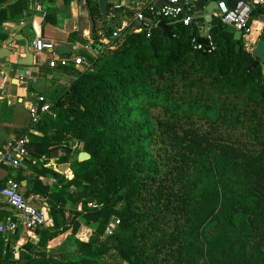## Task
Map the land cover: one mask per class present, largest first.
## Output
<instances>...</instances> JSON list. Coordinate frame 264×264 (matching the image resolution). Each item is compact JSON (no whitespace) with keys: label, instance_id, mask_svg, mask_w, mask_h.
I'll return each instance as SVG.
<instances>
[{"label":"trees","instance_id":"trees-1","mask_svg":"<svg viewBox=\"0 0 264 264\" xmlns=\"http://www.w3.org/2000/svg\"><path fill=\"white\" fill-rule=\"evenodd\" d=\"M86 1L98 55L82 51L88 68L56 70L70 84L53 90L45 99L51 114L17 137L41 160L40 173L62 181L44 186L23 167L7 169L5 180L20 188L32 181L30 192L49 190L54 202L49 214L42 209L36 241L23 244L18 259L0 250V264H196L197 236L216 250L227 243L228 264H264V74L260 65L247 73L254 47L213 17L207 54L196 48L201 27L167 19L171 37L158 26L149 37L127 28L107 51L100 39L115 28L101 21L96 0ZM251 17L264 22V8ZM53 20L46 11L41 38L70 42ZM80 152L90 159L78 162ZM50 159L69 167L57 174L43 166ZM111 221L118 225L105 234ZM83 225L92 233L87 243L75 238ZM67 227L63 249L46 250ZM214 252L221 254L213 249L204 264H220Z\"/></svg>","mask_w":264,"mask_h":264},{"label":"crops","instance_id":"crops-1","mask_svg":"<svg viewBox=\"0 0 264 264\" xmlns=\"http://www.w3.org/2000/svg\"><path fill=\"white\" fill-rule=\"evenodd\" d=\"M160 2L161 0H108L106 20L104 21L101 18V21L108 27L126 28L136 12L141 11L149 4L156 6ZM115 5H121V8L116 10L114 9ZM48 10L53 12L54 20L52 24L54 27L67 34L71 40L68 43L44 40L45 43L53 45L54 42L61 43L70 52L69 55L65 56L80 55L84 51V47L89 45L91 27L93 26L86 0H0V50L5 48L4 44L10 37L22 36L29 43L40 39L41 27ZM218 14L219 11L214 12L212 18L218 17ZM251 22L255 30H258L264 24L260 19L252 18ZM207 26L208 24L204 25L201 37H206ZM24 44L25 42L21 41L13 42L11 46L16 48L18 52L10 59V62L0 59V146L7 140L17 138L30 127L31 121L26 107L30 104H37V96H42L47 100V93H51L52 90L45 88V85L49 83L51 74L58 73V71L51 70L46 65V60L51 57L53 51L50 48L43 49L42 58L38 62H34L33 65L15 64L17 58H23L24 56ZM21 70L26 72L24 76L18 75ZM25 161H32L33 164L29 166L24 162L23 168L27 175L37 177L40 184L50 187L62 181V178L53 177L50 173H40V159H34L28 154ZM43 166L60 175L69 167L68 164H57L55 159H50ZM7 177V169L0 168V185L4 183ZM21 186L20 194L25 200L38 208L44 209L47 214L50 213V202L53 203L54 201L49 197V190L47 191L48 195L30 192L31 188L36 189L32 181L29 184L23 181ZM78 206L76 210L79 212ZM14 215V212L0 200V223L6 222ZM67 219H71L69 215H67ZM81 227L82 230H79V233L83 230H89L84 225ZM70 233L69 228L58 231L56 237L47 243L46 250L58 251L63 249L62 244L67 242L65 234L69 235ZM79 233L76 232L75 234L77 240H80ZM0 237L2 238L0 239L1 254L4 256L7 250H11L15 259L20 257L22 245L29 242L22 228L18 229L17 233L1 234ZM16 247L19 248L18 251ZM16 253H18V257H15ZM24 258L27 259L26 254Z\"/></svg>","mask_w":264,"mask_h":264},{"label":"built area","instance_id":"built-area-1","mask_svg":"<svg viewBox=\"0 0 264 264\" xmlns=\"http://www.w3.org/2000/svg\"><path fill=\"white\" fill-rule=\"evenodd\" d=\"M179 0H165L162 7L158 8L154 4H149L147 12L151 15L147 17L142 10L134 14L132 21L126 28H115L110 38H101L100 43L105 45L107 51L115 48L114 40H117L122 31L130 28L132 32L140 33L146 32L147 37L150 36L151 31L157 27L162 19L171 20L174 24L180 23L183 26H189L192 23V12L194 5L190 1L186 2L185 10L178 6ZM218 17L222 23L233 28L235 31L241 32L242 36L246 38L248 45L255 46V44L264 40V24L258 29L253 28L251 13L255 8H264V0H238L234 9H227L223 2L218 4ZM121 5H115L114 9H120ZM209 39V37H208ZM93 41L90 40L89 45L84 47V51L89 55L97 56L98 52L91 45ZM56 44H48L40 38L33 40L30 43V52L34 54L39 61L42 58V50L50 48L53 49L51 57L46 60V65L51 70H58L64 68L69 63H74L78 66L88 68L90 66L88 60L83 56H65L59 55L56 50ZM196 48H202V45L196 44ZM210 50L211 45L209 46ZM31 123H36L41 114H51V104L47 103L42 96H37V104H30L26 107ZM54 117V115H53ZM28 141L25 138H15L5 141L0 146V168L18 170L23 167L27 159L28 152L26 145ZM76 144L72 145V149ZM79 147V146H77ZM67 170V169H66ZM65 172H63L64 174ZM0 200H2L13 212L14 219H9L6 222L0 223V235L16 232L22 228L27 235L28 241L36 239L37 229L45 225L46 215L41 208L28 202L20 194V184L8 178L4 185L0 187ZM81 210V206H78ZM118 225V221H111L105 228V234H111Z\"/></svg>","mask_w":264,"mask_h":264},{"label":"water","instance_id":"water-1","mask_svg":"<svg viewBox=\"0 0 264 264\" xmlns=\"http://www.w3.org/2000/svg\"><path fill=\"white\" fill-rule=\"evenodd\" d=\"M190 1L193 3L194 8L192 12V23L198 27H201L204 30V25L209 24L212 20V15L214 12L219 11V2H223L227 9H234L238 0H179L178 6L181 7L182 10H185L186 2ZM98 9L102 20H106L107 11H108V0H97ZM165 3V0H161L160 3L156 4V7L160 8ZM158 28H160L164 35L171 37V28L168 25L160 21L158 23ZM242 37L241 32L235 31L234 40L238 41ZM25 42L24 44V56L23 58H17L15 64L30 66L33 65L34 62H38L36 57L32 52H30L29 46L30 43L22 36L10 37L5 42V48L0 50V59L5 60V62H10V59L17 54L18 50L11 46L13 42ZM56 44V50L59 55H69V50L65 49L61 43L54 42ZM197 43L204 46V54H207L210 51L209 48V39L206 37H200L197 40ZM240 47H236V51H239ZM253 58L255 61L249 66L247 73H249L252 69H255L258 65L261 66L262 72L264 74V40H259L254 48H253ZM26 74L25 71L21 70L18 72L19 76H24ZM90 159V155L86 152H80L77 156L78 162L88 161ZM18 247L16 250L18 251ZM15 257H18V253H16ZM128 264V263H123Z\"/></svg>","mask_w":264,"mask_h":264},{"label":"rangeland","instance_id":"rangeland-1","mask_svg":"<svg viewBox=\"0 0 264 264\" xmlns=\"http://www.w3.org/2000/svg\"><path fill=\"white\" fill-rule=\"evenodd\" d=\"M53 76V77H52ZM72 80L71 76L65 75V74H60V73H56V74H51V78L50 81H48L49 83H46L45 88H47L48 90H56L57 92L61 91L63 88L67 87L70 82ZM52 93V92H51ZM50 92L47 93V101L50 102ZM30 124H32L30 122ZM79 146V145H78ZM68 210V209H67ZM82 230V228H81ZM79 233V231L77 232V234ZM80 241L81 242H85L87 243L90 239H91V230H83L80 233ZM67 236V238L70 237V234H65ZM79 241V240H78ZM213 249L215 251H219V253L221 254H216L215 253V257L217 258L218 261H220V264H228V255L229 254V248L227 246V243H218L217 244V250L214 246H210L209 241L197 236V238L195 237V243L193 246V257L194 260L196 262V264H204L206 262V260H208L207 258H209V256L211 255V253L213 252Z\"/></svg>","mask_w":264,"mask_h":264}]
</instances>
